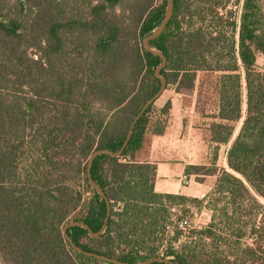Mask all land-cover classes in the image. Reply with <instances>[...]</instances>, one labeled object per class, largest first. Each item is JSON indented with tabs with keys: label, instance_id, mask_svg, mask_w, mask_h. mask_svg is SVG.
Returning <instances> with one entry per match:
<instances>
[{
	"label": "trees",
	"instance_id": "obj_1",
	"mask_svg": "<svg viewBox=\"0 0 264 264\" xmlns=\"http://www.w3.org/2000/svg\"><path fill=\"white\" fill-rule=\"evenodd\" d=\"M173 0L165 30L150 42L167 56L162 74L183 105L213 108L211 168L204 197L159 193L150 162L151 104L119 157L98 156L92 177L111 201L99 236L68 229L82 249L127 262L157 257L166 204L212 211L209 224L176 226L164 257L176 264H264V0ZM167 0H0V259L5 264H112L74 250L73 220L98 232L105 199L90 185L96 149L118 151L144 103L160 88V56L143 40ZM238 15V16H237ZM166 88V89H167ZM171 101L158 112L166 114ZM205 110V109H204ZM156 111V110H155ZM228 145L229 170L217 159ZM86 194L88 197H86ZM167 202V203H166ZM162 213V214H161ZM150 241L151 244H150ZM180 242L179 246L175 243ZM150 264H169L153 262Z\"/></svg>",
	"mask_w": 264,
	"mask_h": 264
},
{
	"label": "crops",
	"instance_id": "obj_2",
	"mask_svg": "<svg viewBox=\"0 0 264 264\" xmlns=\"http://www.w3.org/2000/svg\"><path fill=\"white\" fill-rule=\"evenodd\" d=\"M171 101V108L168 113L158 116L167 118L165 131L162 134L152 136L149 160L156 164L157 174L155 178V190L159 193L182 194L191 197H204L208 191L204 189L209 177L216 178L218 175H205L187 172L189 166L200 164L188 160L189 152L199 144L195 135L198 131L209 132L208 124L203 127L197 125L199 119L196 108L193 105H183V97L174 88H167L155 101L158 110ZM208 142H211L210 139ZM205 153V150H204ZM219 167V158L217 159ZM221 171V168H218ZM193 176L204 178L193 181ZM211 180V179H210ZM207 191V192H206Z\"/></svg>",
	"mask_w": 264,
	"mask_h": 264
},
{
	"label": "rangeland",
	"instance_id": "obj_3",
	"mask_svg": "<svg viewBox=\"0 0 264 264\" xmlns=\"http://www.w3.org/2000/svg\"><path fill=\"white\" fill-rule=\"evenodd\" d=\"M231 8L237 10V12L240 13L242 8V0L236 6L232 3ZM257 67L261 71L264 70V56L262 54L258 57ZM205 107L206 108H204L203 106V108H201L200 110L196 108L199 117V119L196 121V124L201 125L202 127L205 124H208L209 126L210 123L212 122V119L208 115L212 114L213 108L208 105H206ZM158 111L159 110L155 105V109H153V111L149 113V121L151 124H153L155 121L158 120L159 118L158 113L160 112ZM154 112H156L157 114H154ZM164 119H166L167 121V118ZM194 138L198 139L199 144L198 145L195 144L193 151L191 153L189 152V155L187 156L188 160L192 159L194 163H200L203 160L202 162L205 163L207 167L211 168L212 166L211 158H212V153L214 152L215 144H213L212 142H208L209 139L211 141L210 130L208 132L206 128H204V130L198 131ZM227 150H228V145H223L219 152V167L221 168V170L223 169L229 170L227 164ZM195 165H200V164H195ZM193 179H194L193 181H196V179L199 181L204 178L193 176ZM215 182H216V178L209 177L206 185L204 186V189L210 192L213 189ZM86 197H88L87 194ZM258 199L262 203H264L263 198L259 197ZM211 215H212V211L209 208L206 207L198 208L191 202H187L184 205L167 203L166 210L163 213V215H161L160 221L158 223L159 226L157 227V232L155 236H153L154 239L159 238V242H158L159 243L158 253L160 254L159 256H163L165 249L168 243L170 242V238L173 236L175 232L176 226L177 225L179 226V223L181 221L184 220L188 221V223L184 227L183 234L180 237V242H185L189 235L190 229L192 228L200 229L202 227H205L207 224H209L211 220ZM151 242L152 241H150V244ZM180 242H176L175 245L179 246ZM0 264H5V263L0 259Z\"/></svg>",
	"mask_w": 264,
	"mask_h": 264
},
{
	"label": "water",
	"instance_id": "obj_4",
	"mask_svg": "<svg viewBox=\"0 0 264 264\" xmlns=\"http://www.w3.org/2000/svg\"><path fill=\"white\" fill-rule=\"evenodd\" d=\"M173 12H174L173 0H167L165 16H164L162 22L160 23V25L158 27H156L152 31V33H150L143 40L144 47L149 52L160 56L161 59H162L161 64L155 69V74L159 77L160 82H161L160 88L158 89V91L151 98H149L144 103V105L141 107L140 111L136 114V116L134 117V119H133V121L131 123L129 131L127 133V137H126L122 147L118 151L113 152V151H110L108 149H96L95 151H93L91 153V155H90V157L88 159V163H87V177H88L89 183L105 199L106 205H107L106 217L104 219V222H103L100 230L98 232H93L91 230L90 226L87 223L82 222V221H77V220H73V221L68 222L63 228V233H64L66 239L68 240L69 244L71 245V247L74 250H76L77 252L82 253L84 255H87V256H90V257H94V258H97V259H100V260H103V261H107V262H110L112 264H150V263H153V262H166V263H169V264H176L173 260L168 259V258H166L164 256L153 257V258L141 261V262L121 261V260L113 258V257H109V256H106V255H102V254H98V253H95V252H92V251H88V250L82 249L81 247H79L74 242V240L72 239V237L68 233V229L70 227H72V226H81V227L87 229L91 236L95 237V236H99L104 231V229L106 228L108 219H109L110 214H111V209H112L111 201L108 198V196L106 195V193L103 190V188L99 184H97L95 182V180L93 179L92 172H91L92 166H93V163H94L95 159L98 156H100V155L105 154V155H110V156H113V157H119V156L122 155V153L124 152L125 148L127 147L128 143H129V140L131 138L133 129H134L136 123L138 122V120L140 119V117L147 110V108L151 104H153L160 97V95L166 90V88H167V80L162 74V69L164 67H166V65H167V56L163 52L151 47L150 42L153 39L157 38L159 35L162 34V32L165 30L167 24L169 23L172 15H173Z\"/></svg>",
	"mask_w": 264,
	"mask_h": 264
},
{
	"label": "built area",
	"instance_id": "obj_5",
	"mask_svg": "<svg viewBox=\"0 0 264 264\" xmlns=\"http://www.w3.org/2000/svg\"><path fill=\"white\" fill-rule=\"evenodd\" d=\"M154 114H157L156 112H154ZM188 223V221L187 220H184V221H181L180 223H179V227L180 228H184L185 227V225Z\"/></svg>",
	"mask_w": 264,
	"mask_h": 264
}]
</instances>
